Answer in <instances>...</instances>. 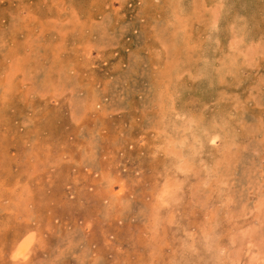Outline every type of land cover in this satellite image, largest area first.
<instances>
[{"label": "rangeland", "instance_id": "rangeland-1", "mask_svg": "<svg viewBox=\"0 0 264 264\" xmlns=\"http://www.w3.org/2000/svg\"><path fill=\"white\" fill-rule=\"evenodd\" d=\"M0 264H264V0H0Z\"/></svg>", "mask_w": 264, "mask_h": 264}]
</instances>
